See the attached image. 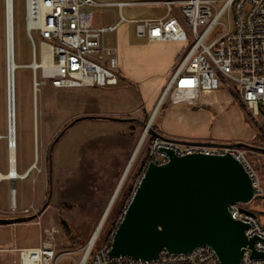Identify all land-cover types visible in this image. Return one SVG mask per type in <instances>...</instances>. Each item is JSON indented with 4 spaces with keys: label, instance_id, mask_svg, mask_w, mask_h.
I'll use <instances>...</instances> for the list:
<instances>
[{
    "label": "rangeland",
    "instance_id": "1",
    "mask_svg": "<svg viewBox=\"0 0 264 264\" xmlns=\"http://www.w3.org/2000/svg\"><path fill=\"white\" fill-rule=\"evenodd\" d=\"M108 1L132 3L124 6L108 5L103 10L92 7L96 23L100 26L114 25L122 16L139 20L161 17L168 13L166 5L152 3L160 0ZM25 3V0H14L15 58L17 63L22 65L16 71L17 164L20 173L34 162L36 166L27 179L19 178L16 181L15 198L19 207L11 206V199L8 205L10 209L17 211V215H33L30 219L38 220L48 209L45 215L49 223L43 224L42 241L51 236L55 240L56 248L51 264H56V258L67 251L73 252L72 255L61 256L59 264H78L122 182L135 149L142 140L147 128L142 122H150L157 106L156 103L153 109L144 112L143 108L147 105L142 102V97L146 95L139 83L144 82L149 86L150 96L157 93L161 97L168 82L160 91L153 84L163 76H171L177 58L189 49L190 44L150 42L136 35L137 21H123L116 30L104 34V42L116 49L128 71H133L138 76L135 82L125 80L124 77H128L120 68L123 76L121 75L118 85L98 89L78 87L62 90L43 85L41 89L38 87L35 97L34 69L31 67L34 61L33 45L26 30ZM202 30L203 26L199 27V31ZM219 30L220 28H217V34L220 33ZM34 37L39 51L42 38L38 32H34ZM7 44V4L6 0H0V162L6 161L9 166ZM178 52L180 53L174 60ZM173 93L171 91L165 97L151 124L157 134L162 131L160 125L163 114L174 105ZM232 94L234 104L238 108L237 113L241 117L240 123L237 124V116L230 109L221 110V107L217 106L216 109L201 110L206 109L204 113L211 118L207 119L211 132L217 130L218 126L221 131L233 135L221 137L210 134L200 137V141L215 140L222 144L244 142L264 148V118L261 116L256 119L249 107L240 101L234 92ZM95 98L102 111H94ZM178 105L191 109L190 104L185 101ZM77 119L51 151L52 144L60 133ZM152 133L151 130L148 132L133 159L132 166L110 207L95 248L101 247L107 240L131 199L148 155ZM240 148L256 163L264 186V153L246 147ZM4 183L8 184L11 196V181ZM4 183L0 184V187ZM31 204H35L34 207L30 206ZM25 207L30 208V211H19ZM247 207L259 214L264 223V197L254 198Z\"/></svg>",
    "mask_w": 264,
    "mask_h": 264
},
{
    "label": "built area",
    "instance_id": "2",
    "mask_svg": "<svg viewBox=\"0 0 264 264\" xmlns=\"http://www.w3.org/2000/svg\"><path fill=\"white\" fill-rule=\"evenodd\" d=\"M25 1L26 30L33 45L34 61L31 67L34 69L35 86L39 89L43 85L59 89L118 85L121 78L120 58L116 49L105 44L104 34L116 30L123 21H137L136 35L140 38L150 42L178 41L190 44L189 49L177 58L164 98L173 91L172 104L185 101L190 106H195L202 102L203 95L225 85L249 107L256 119L261 116L264 118V0L153 1L152 3L166 5L167 15L139 20L122 16L118 23L109 26L98 25L91 8L103 10L108 5L124 6L132 2ZM201 26L203 30L200 32ZM217 28H220L219 34L216 32ZM34 32H38L42 38L39 51ZM45 50L50 53L48 61L44 59ZM148 132L146 130L143 133L141 146ZM10 145L12 146L11 138ZM168 150L179 156L230 153L243 164L252 178L254 198L264 195L263 180L256 163L242 148L188 143L154 134L150 138V148L139 182L128 204L149 165L169 162ZM247 205L248 203L243 202L229 205L232 217L248 224L246 236L259 237L253 248L246 246L239 264H264V257L252 256L254 250L264 252V223L259 214L249 210ZM29 211L30 208L24 210L26 213ZM123 216L124 213L101 247L95 248V244L87 246L78 264H223L216 250L209 245L196 247L188 253H172L163 249L157 259L112 256L110 250L113 239ZM55 248L52 236L45 238L39 247L16 248L19 258L15 259V263L51 264ZM72 253H61L55 263L59 264L64 254Z\"/></svg>",
    "mask_w": 264,
    "mask_h": 264
},
{
    "label": "water",
    "instance_id": "3",
    "mask_svg": "<svg viewBox=\"0 0 264 264\" xmlns=\"http://www.w3.org/2000/svg\"><path fill=\"white\" fill-rule=\"evenodd\" d=\"M8 3L7 0V13ZM7 22L8 25V19ZM7 65L10 116L9 48ZM154 117L155 114L148 124L142 123L148 127V131L157 134L151 128ZM76 121L78 119L60 133L52 144L51 151ZM182 142L231 145L264 152V148L244 142L233 144L208 141ZM168 152L170 154L168 163L162 165L151 163L145 172L115 232L110 255L157 259L163 249L172 253H188L196 247L209 245L216 250L223 264H239L246 246L253 248L259 240L257 236L248 238L245 234L248 224L234 219L229 211V205L234 202L250 203L254 199L253 180L249 173L230 153H193L179 156L172 150ZM52 173L50 152L51 181ZM252 256L263 258L264 252L254 250Z\"/></svg>",
    "mask_w": 264,
    "mask_h": 264
},
{
    "label": "crops",
    "instance_id": "4",
    "mask_svg": "<svg viewBox=\"0 0 264 264\" xmlns=\"http://www.w3.org/2000/svg\"><path fill=\"white\" fill-rule=\"evenodd\" d=\"M161 43V42H155ZM168 44L175 45L178 41H168ZM181 51V50H180ZM180 52L175 55L174 60L177 58ZM120 66L124 72V74L130 79L124 77L127 81L135 82L138 76L133 71H128L126 68L125 62L120 59ZM122 75V72H121ZM123 76V75H122ZM168 78V79H167ZM121 80V78H120ZM169 76H163L159 80L153 84L155 88L162 89V87L168 82ZM123 81V80H122ZM143 93L146 95L142 97V102L146 103V107L143 108L144 112L151 110L157 103V107L159 106L164 94L160 97V94L150 96L149 95V86H147L144 82L139 83ZM55 88V87H54ZM93 88V87H91ZM101 87H95L94 89H98ZM59 89V88H56ZM62 90V89H61ZM160 93V92H159ZM233 91L226 87L225 85L222 86L219 90L206 93L203 95L202 102L198 105L191 106V109H187L186 107L178 104H174L171 108H169L164 114L162 118V122L160 125V129L162 130L160 134L179 141H200V137H205L210 134L218 135L221 137H228L233 135L232 133H225L218 128L214 132H211L212 129L209 126V118L210 116L205 114L204 110L201 108L207 109H216L217 106L221 107V110L230 109L231 111L235 112L236 122L237 124L241 122V117L237 113L238 108L234 104L233 98ZM165 99V98H164ZM183 99H180L182 101ZM164 101V100H163ZM95 103L96 108L94 111H102L97 103L98 100L95 98L93 100ZM154 110V112H155ZM182 110L186 112H182ZM153 112V113H154ZM208 119V120H207ZM211 119V118H210ZM139 120V119H138ZM255 136V133L253 134ZM205 141V140H204ZM208 142L212 143H219L220 141L210 140ZM252 145V144H251ZM10 156H9V166L7 165L6 161L0 162V172L4 174H8L12 167L11 161V149L9 148ZM261 152V151H259ZM264 153V152H263ZM34 164V163H33ZM33 164H30L26 170L30 168L33 170ZM16 168H18L17 164V151H16ZM18 170V169H17ZM25 170V171H26ZM24 171V172H25ZM31 173V172H30ZM30 175V174H29ZM28 175V176H29ZM27 177H23L21 179H27ZM19 179V178H18ZM11 181V196L9 194L8 184L4 182ZM16 181L10 179V177H2L0 178V184H3L0 187V219H4L6 222H0V264H17L15 263V259L18 257V252L15 251L16 248H36L41 245L42 235H43V224L49 223V219L46 217V209L42 214L40 220L30 219L29 215H17L12 209L9 208V199H11V206L13 205V190H15ZM16 195V194H15ZM16 199V198H15ZM35 204H31L30 206L34 207ZM14 206V205H13ZM16 207L18 208V204L16 203ZM27 207L23 209H19L20 212L24 211ZM11 255H10V254Z\"/></svg>",
    "mask_w": 264,
    "mask_h": 264
},
{
    "label": "bare ground",
    "instance_id": "5",
    "mask_svg": "<svg viewBox=\"0 0 264 264\" xmlns=\"http://www.w3.org/2000/svg\"><path fill=\"white\" fill-rule=\"evenodd\" d=\"M8 2H9L8 3L9 4V13H7V19L9 21V24L7 25V40H8V46L7 47L9 48V53H10V76H11V109H10V116H9L10 124H8V130H9L10 138L12 141V146L9 144V148L11 149L12 167H11V170L8 172V174H4V173L0 172V178L10 177L11 180H16L18 178L27 177L32 170H30V168H29L25 172L20 173L19 170H17L18 168H16V151H17V149H16L17 148V78H16V71H17V68L21 67L22 65H19V63H17L16 58H15L16 53H15L14 0H8ZM6 3H7V0H6ZM8 48H7V56H8ZM12 53H13V56H12ZM49 57H50V53L47 50H45L44 51L45 61H48ZM7 75H8V73H7ZM7 81H8V76H7ZM37 89H38V87L35 88V97L37 96ZM163 100H164V96H163L159 106L163 103ZM157 109H158V107H157ZM157 109L155 110V112L153 113L152 116H154V114H155V116L157 115V111H158ZM147 129H148V127L146 128V130ZM15 141H16V147H14ZM141 142H142V140H141ZM141 142L137 146V148L135 149V152H134V154H133V156H132V158L128 164L126 172L124 174V177L122 178V182L119 184L107 211L103 215L101 222L99 223L97 229L95 230V232H94V234L90 240V243L88 245L89 247L94 245L98 239V236H99L100 231L103 227V224H104L106 218L108 217L110 207L112 206V203H113L115 197L117 196L118 191L120 190V188L124 182V179L126 178V175L128 174V172L132 166L133 159L136 156L138 149H140V147H141ZM35 164H36V162H34L33 168H35V166H36ZM13 191H14L13 192V194H14V197H13V205L14 206L13 207H16L15 190H13Z\"/></svg>",
    "mask_w": 264,
    "mask_h": 264
},
{
    "label": "trees",
    "instance_id": "6",
    "mask_svg": "<svg viewBox=\"0 0 264 264\" xmlns=\"http://www.w3.org/2000/svg\"><path fill=\"white\" fill-rule=\"evenodd\" d=\"M237 98H238V96H237ZM239 99V98H238ZM164 102V101H163ZM153 128V130L156 132V130H155V128L154 127H152ZM158 133L160 134V132L158 131ZM154 135V133H152L151 134V136H153ZM0 222L1 223H4V222H6L4 219H0Z\"/></svg>",
    "mask_w": 264,
    "mask_h": 264
}]
</instances>
